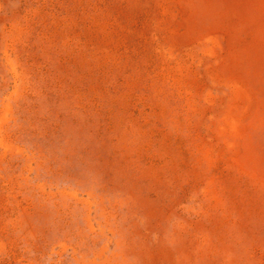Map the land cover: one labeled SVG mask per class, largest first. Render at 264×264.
Returning a JSON list of instances; mask_svg holds the SVG:
<instances>
[{"label": "rangeland", "instance_id": "374dc122", "mask_svg": "<svg viewBox=\"0 0 264 264\" xmlns=\"http://www.w3.org/2000/svg\"><path fill=\"white\" fill-rule=\"evenodd\" d=\"M0 264H264V0H0Z\"/></svg>", "mask_w": 264, "mask_h": 264}]
</instances>
